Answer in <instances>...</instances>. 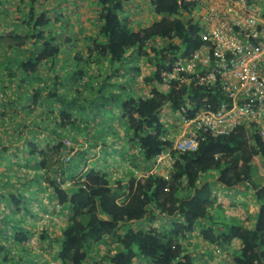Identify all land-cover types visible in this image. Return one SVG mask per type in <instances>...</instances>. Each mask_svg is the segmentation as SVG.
Masks as SVG:
<instances>
[{
	"label": "trees",
	"instance_id": "trees-1",
	"mask_svg": "<svg viewBox=\"0 0 264 264\" xmlns=\"http://www.w3.org/2000/svg\"><path fill=\"white\" fill-rule=\"evenodd\" d=\"M144 3L0 0V155L9 160L0 161V179L9 176L0 264H264V184L252 179L264 143L240 125L204 135L194 150L172 149L175 119L166 124L160 112L174 117L188 100L216 94L164 81L175 54L199 45L198 26L184 20L192 2ZM40 128L54 142L48 150L30 140ZM65 130L99 141L100 157L65 166ZM19 150L33 172H17L14 186ZM244 185L257 202L253 222L218 200ZM44 191L55 216L33 241L35 224L19 214Z\"/></svg>",
	"mask_w": 264,
	"mask_h": 264
},
{
	"label": "built area",
	"instance_id": "built-area-1",
	"mask_svg": "<svg viewBox=\"0 0 264 264\" xmlns=\"http://www.w3.org/2000/svg\"><path fill=\"white\" fill-rule=\"evenodd\" d=\"M188 1L199 9L184 14L198 26L199 45L175 54L164 81L212 89L216 96L188 100L169 115L176 127L172 149L194 150L204 135H229L240 125L252 128L264 143V0ZM168 155L162 153L157 164Z\"/></svg>",
	"mask_w": 264,
	"mask_h": 264
},
{
	"label": "rangeland",
	"instance_id": "rangeland-1",
	"mask_svg": "<svg viewBox=\"0 0 264 264\" xmlns=\"http://www.w3.org/2000/svg\"><path fill=\"white\" fill-rule=\"evenodd\" d=\"M134 1L141 4L140 7L145 6L144 0H134ZM191 8H193V10H196L197 12L199 10L198 8H196L193 5H191ZM137 62L143 71L146 72L148 70L149 66L146 62L144 55L140 56L137 59ZM160 115H161V118L163 119V121H165V123L168 124L167 121H170V117H169L170 112L166 113L165 110H163L162 112H160ZM25 120H26V123L30 126L31 125V119H29V117H27ZM38 124H39V126L44 125V126L50 127V125L47 122H38ZM39 126L35 125L34 127L39 128ZM40 129H41L40 130L41 132H38V133L33 132L30 135V140L34 139V141L36 143H38L40 147H44L48 150L51 148V145H53L54 142L52 140H50L48 137H46V134L43 133L42 128H40ZM62 135L67 136V137H65V142H64L65 147L63 148V151H64V153L66 152L67 156H69V158H70L68 162H66L68 159H65L67 156L65 158H63V161L65 159V161H64L65 166H67L68 164H71L72 161L76 160L79 157L81 158V156H82L86 160L87 167H89L90 165H92L95 162V160L98 157H100V150H99L100 143H99V141H97L96 145L90 144V143H92V141H94L92 138L86 139L85 136H78L77 137L75 133L70 132L69 130L63 131ZM66 140L69 141L70 144L67 145ZM17 157H18V160L11 165L12 169L14 171H16V174H12V177L10 179V181L13 183L14 186H19V183L15 181L17 179V172L18 173L19 172L20 173H29V174H31V172H33L32 168H31L32 167L31 162L28 159L25 160V155L22 152V150L18 151ZM0 161L4 165V164H7L9 160L4 156V154H2V155H0ZM161 163H163V162H161ZM254 164H255V166H254V169L252 171V179L259 184H264V161L260 157H257ZM0 171L3 173L2 165H0ZM7 178H9L8 175H6V177H4L3 179H0V191L1 190L7 191L8 186L3 185V183L5 182V179H7ZM75 178L76 177H74L72 179H68L66 182L71 183ZM23 188L26 189L27 191L30 190L28 184H24ZM221 192L222 193L219 192L217 194L220 202H222L225 206H227V207L231 206L230 208H232V205H233L232 201H233L234 203H236V208L233 207L232 209H234V210L237 209L239 211V214H241L242 219H244L245 221H248V222H251V221L253 222V220H255V214L257 211V202L255 200V196L253 194V191L251 190V188L249 186H245V185L244 186H237L235 189H232V190L228 191L227 193H225L223 191H221ZM52 205H53V201L50 200V194L48 193V191H44L42 193L40 192V194L38 193L37 197L34 200H32V201L27 200V205H26L28 208L27 213L22 212V211L20 212L19 215H22V216L26 215V217L29 218L28 221L35 224L36 233L32 237L33 241L39 233L40 226L43 223L42 221L46 217H49V216L54 217L55 216L54 214L51 213ZM2 206H4V204L2 203V200L0 198V209H2ZM224 210L226 212L228 211L225 207H224ZM225 211H223V212H222V210L220 211L221 217H225V215H228V213H226ZM34 215H40V217L33 219ZM225 219H226V217H225ZM10 255H11L10 258L12 257V260H17L18 256L13 255L12 253ZM207 255L206 254H203V256L198 255V258L196 257L197 262L200 263V260L203 259L204 257L207 258ZM209 258L211 259V256ZM210 263L213 264L212 262H210Z\"/></svg>",
	"mask_w": 264,
	"mask_h": 264
},
{
	"label": "crops",
	"instance_id": "crops-1",
	"mask_svg": "<svg viewBox=\"0 0 264 264\" xmlns=\"http://www.w3.org/2000/svg\"><path fill=\"white\" fill-rule=\"evenodd\" d=\"M219 192L222 193L221 190H219L218 193H219ZM223 192H225V190H223ZM218 193H217V194H218ZM225 193H226V192H225ZM218 198H219V197H218ZM218 200H219V199H218ZM243 218H244V217H243Z\"/></svg>",
	"mask_w": 264,
	"mask_h": 264
}]
</instances>
